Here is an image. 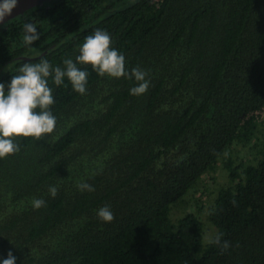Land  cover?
Segmentation results:
<instances>
[{
    "label": "trees",
    "instance_id": "1",
    "mask_svg": "<svg viewBox=\"0 0 264 264\" xmlns=\"http://www.w3.org/2000/svg\"><path fill=\"white\" fill-rule=\"evenodd\" d=\"M29 22L40 39L25 45ZM97 29L149 88L79 63L83 95L48 78L54 131L0 158V264H264V0H50L0 26V83L76 62Z\"/></svg>",
    "mask_w": 264,
    "mask_h": 264
},
{
    "label": "clouds",
    "instance_id": "2",
    "mask_svg": "<svg viewBox=\"0 0 264 264\" xmlns=\"http://www.w3.org/2000/svg\"><path fill=\"white\" fill-rule=\"evenodd\" d=\"M18 0H0V23L10 16L17 7ZM40 39L37 27L33 23L24 24L25 45H31ZM111 37L103 30L97 29L88 35L79 50L76 62L65 59V67H55L42 59L39 63H25L19 68V75L12 76L6 85L0 83V158L12 155L19 151V145L14 143L16 137H33L39 140L45 134H50L56 126V118L52 115L50 106L54 103L52 89L48 86V78L51 76L55 85L63 84L67 77L73 89L79 94L86 93V71L80 70L77 63L91 65L101 76L120 78L128 76L135 78L138 86L130 89V95L139 96L145 94L150 81L146 79V71L133 68L129 74L125 70V56L116 49L110 47ZM39 109V111H36ZM81 191H94V187L88 183L78 185ZM55 186L49 188L52 197L57 195ZM45 205L43 199H33L34 209H40ZM98 218L103 222H112L114 214L107 205L97 212ZM210 243L221 244L220 236H216ZM223 249L229 247L227 241L223 242ZM16 257L9 251L2 264H15Z\"/></svg>",
    "mask_w": 264,
    "mask_h": 264
},
{
    "label": "rangeland",
    "instance_id": "3",
    "mask_svg": "<svg viewBox=\"0 0 264 264\" xmlns=\"http://www.w3.org/2000/svg\"><path fill=\"white\" fill-rule=\"evenodd\" d=\"M237 156L240 157V158H246L247 155H246V152L244 150H241V149H237V152H236ZM218 174L222 177L221 173L218 172ZM217 174V175H218ZM217 175H212V174H209L207 176L204 177V185H203V188H208V192L207 191H204V192H198L196 193L195 197L193 198H189L188 201H186V205H185V210L187 212H194L196 210V200L194 198L200 196V195H205L204 198L207 199L208 198V195L210 192V190L214 189L216 187V183H218V178L216 179V176ZM178 212V211H177ZM179 213V212H178ZM206 238H210L214 232H215V229H213L209 223L206 222Z\"/></svg>",
    "mask_w": 264,
    "mask_h": 264
},
{
    "label": "water",
    "instance_id": "4",
    "mask_svg": "<svg viewBox=\"0 0 264 264\" xmlns=\"http://www.w3.org/2000/svg\"><path fill=\"white\" fill-rule=\"evenodd\" d=\"M50 1V0H18V5L17 7L13 10L12 14L8 16L3 23H0L1 25H4L8 21L12 20L15 17H18L28 10L43 5L45 2Z\"/></svg>",
    "mask_w": 264,
    "mask_h": 264
},
{
    "label": "built area",
    "instance_id": "5",
    "mask_svg": "<svg viewBox=\"0 0 264 264\" xmlns=\"http://www.w3.org/2000/svg\"><path fill=\"white\" fill-rule=\"evenodd\" d=\"M256 116H259V118H260L261 120L264 119V113L257 112V113H256Z\"/></svg>",
    "mask_w": 264,
    "mask_h": 264
}]
</instances>
